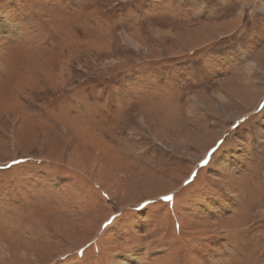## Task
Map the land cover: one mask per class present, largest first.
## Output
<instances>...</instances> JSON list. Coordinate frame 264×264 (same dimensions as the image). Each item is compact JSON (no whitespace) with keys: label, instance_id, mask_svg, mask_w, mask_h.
I'll return each mask as SVG.
<instances>
[{"label":"rangeland","instance_id":"1","mask_svg":"<svg viewBox=\"0 0 264 264\" xmlns=\"http://www.w3.org/2000/svg\"><path fill=\"white\" fill-rule=\"evenodd\" d=\"M128 261L264 264V0H0V264Z\"/></svg>","mask_w":264,"mask_h":264},{"label":"snow or ice","instance_id":"2","mask_svg":"<svg viewBox=\"0 0 264 264\" xmlns=\"http://www.w3.org/2000/svg\"><path fill=\"white\" fill-rule=\"evenodd\" d=\"M12 163H13V165H16L18 162L16 160H13ZM4 167H7V166H4ZM193 175H196V174L194 173ZM187 183H188V181L186 180L185 184H187ZM172 198H173L172 196L166 195L162 199H164L165 201H170V200H172Z\"/></svg>","mask_w":264,"mask_h":264},{"label":"bare ground","instance_id":"3","mask_svg":"<svg viewBox=\"0 0 264 264\" xmlns=\"http://www.w3.org/2000/svg\"><path fill=\"white\" fill-rule=\"evenodd\" d=\"M11 30V28L9 29V28H6V27H3L2 28V32H6V31H8V33H9V31ZM12 32V31H11ZM10 32V33H11ZM15 36V35H14ZM250 71V70H249ZM116 263V262H115ZM118 264V263H117ZM119 264H121V262L119 263ZM123 264H131L129 261L128 262H125V263H123ZM133 264V263H132Z\"/></svg>","mask_w":264,"mask_h":264}]
</instances>
